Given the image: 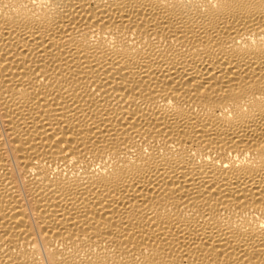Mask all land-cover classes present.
<instances>
[{
    "label": "bare ground",
    "instance_id": "1",
    "mask_svg": "<svg viewBox=\"0 0 264 264\" xmlns=\"http://www.w3.org/2000/svg\"><path fill=\"white\" fill-rule=\"evenodd\" d=\"M0 264H264V0H0Z\"/></svg>",
    "mask_w": 264,
    "mask_h": 264
},
{
    "label": "snow or ice",
    "instance_id": "2",
    "mask_svg": "<svg viewBox=\"0 0 264 264\" xmlns=\"http://www.w3.org/2000/svg\"><path fill=\"white\" fill-rule=\"evenodd\" d=\"M236 2L238 3V4H248V3H251L252 2V0H236Z\"/></svg>",
    "mask_w": 264,
    "mask_h": 264
}]
</instances>
